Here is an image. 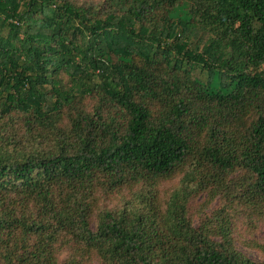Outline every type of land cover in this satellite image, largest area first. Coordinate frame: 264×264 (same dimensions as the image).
Instances as JSON below:
<instances>
[{"label":"trees","instance_id":"obj_1","mask_svg":"<svg viewBox=\"0 0 264 264\" xmlns=\"http://www.w3.org/2000/svg\"><path fill=\"white\" fill-rule=\"evenodd\" d=\"M243 219L264 0H0V264H264Z\"/></svg>","mask_w":264,"mask_h":264},{"label":"rangeland","instance_id":"obj_2","mask_svg":"<svg viewBox=\"0 0 264 264\" xmlns=\"http://www.w3.org/2000/svg\"><path fill=\"white\" fill-rule=\"evenodd\" d=\"M240 235L244 240H240V248L257 260H264V246L260 248H255L253 245L255 243H261L264 245V221L259 223V226L255 228L254 232L247 230L244 224L250 225L247 223V219L240 221L239 226H241Z\"/></svg>","mask_w":264,"mask_h":264}]
</instances>
